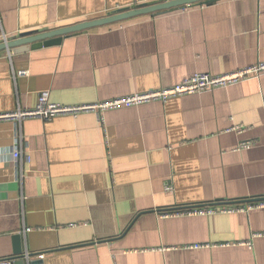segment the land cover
<instances>
[{"label":"crops","instance_id":"obj_1","mask_svg":"<svg viewBox=\"0 0 264 264\" xmlns=\"http://www.w3.org/2000/svg\"><path fill=\"white\" fill-rule=\"evenodd\" d=\"M163 1L0 0V43ZM258 61L264 0L137 16L0 51V113L33 108L41 91L88 105ZM101 118L0 122V260L13 257L19 236L42 264H264V236L252 237L264 233V209L161 215L264 199V75ZM242 141L253 146L236 150ZM15 150L29 160H13ZM248 241L252 249L219 246ZM193 244L210 247L183 248Z\"/></svg>","mask_w":264,"mask_h":264},{"label":"built area","instance_id":"obj_2","mask_svg":"<svg viewBox=\"0 0 264 264\" xmlns=\"http://www.w3.org/2000/svg\"><path fill=\"white\" fill-rule=\"evenodd\" d=\"M5 40V39H4ZM19 75H27V71H20ZM264 75V61H258L253 65L243 68L234 69L226 73L211 75L208 73H195L181 82L165 87L148 91L145 93H132L130 95L115 97L105 101H99L88 105H62L53 103L49 100V92L41 91L38 95L35 106L31 109L16 108L7 113H0V122H10L14 125H21L27 119H40L42 121H50L59 116L78 117L84 113H94L99 121L102 120L101 113L109 110H116L119 108L135 107L142 104L152 102L165 103L168 99L179 96L194 95L206 90L225 88L230 85L237 84L241 81L253 76ZM233 131H241L240 127H233ZM253 146L251 141L240 142L236 150L250 149ZM13 160H29L28 156H23L21 151L15 150L12 153ZM171 187H165L170 190ZM253 209H264V199L255 201H248L241 204L234 205H203L192 206L182 209H176L162 213V217H182V216H209L213 214H232L237 212L247 213ZM264 233L254 234L252 237H263ZM220 247L232 246H247L252 249L251 241L224 243ZM203 247H210L208 244H193L184 245V249H199ZM42 258V255H39ZM0 264H12V260H0Z\"/></svg>","mask_w":264,"mask_h":264},{"label":"water","instance_id":"obj_3","mask_svg":"<svg viewBox=\"0 0 264 264\" xmlns=\"http://www.w3.org/2000/svg\"><path fill=\"white\" fill-rule=\"evenodd\" d=\"M217 0H165L157 3H147L131 9L118 10L106 17L83 21L74 25L37 32L31 35H20L0 43V51H11L13 53L35 49L43 46L57 45L63 36L85 31L91 28L100 27L142 15H159L179 8L193 5H209ZM17 243L13 251L12 264H42L40 259H33L34 255L25 253L19 244V236L14 239Z\"/></svg>","mask_w":264,"mask_h":264}]
</instances>
